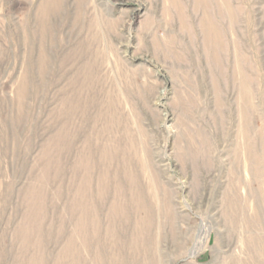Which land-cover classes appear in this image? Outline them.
Here are the masks:
<instances>
[{"label":"rangeland","instance_id":"374dc122","mask_svg":"<svg viewBox=\"0 0 264 264\" xmlns=\"http://www.w3.org/2000/svg\"><path fill=\"white\" fill-rule=\"evenodd\" d=\"M0 264H264V0H0Z\"/></svg>","mask_w":264,"mask_h":264}]
</instances>
